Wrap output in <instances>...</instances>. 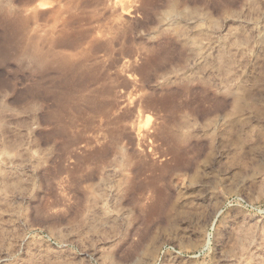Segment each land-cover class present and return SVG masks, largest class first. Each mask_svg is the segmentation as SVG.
Segmentation results:
<instances>
[{
	"label": "rangeland",
	"instance_id": "374dc122",
	"mask_svg": "<svg viewBox=\"0 0 264 264\" xmlns=\"http://www.w3.org/2000/svg\"><path fill=\"white\" fill-rule=\"evenodd\" d=\"M0 264H264V0H0Z\"/></svg>",
	"mask_w": 264,
	"mask_h": 264
},
{
	"label": "bare ground",
	"instance_id": "6f19581e",
	"mask_svg": "<svg viewBox=\"0 0 264 264\" xmlns=\"http://www.w3.org/2000/svg\"><path fill=\"white\" fill-rule=\"evenodd\" d=\"M76 5V1L75 2H71L70 6ZM69 6V9H71Z\"/></svg>",
	"mask_w": 264,
	"mask_h": 264
}]
</instances>
